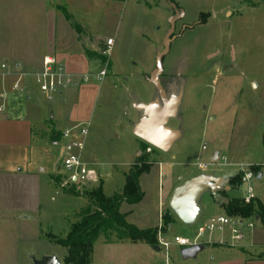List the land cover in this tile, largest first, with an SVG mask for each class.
<instances>
[{
    "label": "rangeland",
    "instance_id": "rangeland-1",
    "mask_svg": "<svg viewBox=\"0 0 264 264\" xmlns=\"http://www.w3.org/2000/svg\"><path fill=\"white\" fill-rule=\"evenodd\" d=\"M159 1L160 6L166 4ZM174 4L177 16L172 10L160 16L154 5L152 11H136L131 19L127 16L129 19L121 29L122 39L113 47L110 58L101 54L95 67L94 73L108 72L102 81H92L96 107L91 132L101 142L97 162L103 188L109 195L119 192L124 185L115 174L112 176L111 165L127 169L141 153L139 145L144 142L134 136L128 125L126 132L125 123L131 119L134 125L142 116L132 100L140 102L151 93L153 98L149 102L159 98L156 88L147 82L151 72H144V68L153 61L155 69L156 56L163 51L173 17L179 18L175 23L176 39L164 59L160 80L169 96L183 93L178 116L168 124L180 138L168 153L148 145L149 162L176 165L175 183L178 178H186L189 171L196 172L199 163L209 165V174L223 177L246 170L247 165H264V0H174ZM111 30L106 31L112 34ZM55 104L51 102L52 108ZM49 153L47 167L52 173L59 166V153L52 148ZM100 182L91 187L71 184L63 171L57 178L62 196L60 201L53 202L55 208L41 212L33 221L0 219V264H33V257L52 255L64 264L67 250L59 242L67 238L73 225L98 210L89 193L98 189ZM142 183L145 198L143 203L129 209L131 220L148 228L157 227L158 177L146 176ZM249 186L254 187L256 194L264 195V180L254 177L245 180L242 187L228 191L229 199L241 201ZM208 199V194L203 197L204 202ZM254 207L256 213L255 202ZM165 211L163 217L171 219L170 225L163 222L162 229L163 239L171 242L168 251L161 248L160 254H151L143 245L113 244L119 241L118 233L103 229L98 240L107 244L95 245L92 264L182 263V248L176 245V239L194 240L199 228L207 224L205 215L197 224L186 226L172 213L168 202ZM17 212L10 209L6 214L17 217ZM211 214L216 216L217 212ZM254 219L244 221L252 223ZM247 224L236 227L242 240H233L236 234L226 227L205 233L199 243L226 237L229 243L246 245L250 243L247 240L250 235L262 229L258 224L252 228ZM258 238L264 240L263 236ZM157 243L160 248L158 236ZM214 253L205 250L200 258L214 257Z\"/></svg>",
    "mask_w": 264,
    "mask_h": 264
},
{
    "label": "crops",
    "instance_id": "crops-1",
    "mask_svg": "<svg viewBox=\"0 0 264 264\" xmlns=\"http://www.w3.org/2000/svg\"><path fill=\"white\" fill-rule=\"evenodd\" d=\"M162 1H166V4L160 6L159 0H0V219L16 221L19 218L21 221H33L41 212H47L48 208H55L53 204L57 200L60 201L62 196L57 184V178L63 172L62 135L64 131L81 123L90 125L83 158L99 173L104 195L110 198L123 194L125 175L133 164L128 165L127 169L121 165H111L112 176L115 174L124 184L122 190L109 195L103 188L104 180L97 162L101 142L97 134L91 132L96 107V98L92 94L94 90L92 81L97 80L100 72L94 73V70L100 63L98 59L106 48L107 41L113 39V49L117 41L122 39L121 29L125 20L129 19L127 16L131 19L136 11L142 12L147 9L152 11L153 5L160 16H165L166 10L176 13L177 5L174 4V0ZM128 10L131 12L127 13ZM109 28H112L111 32L114 36L107 33L106 30ZM46 57L55 58L73 79L67 89L54 95L51 100L40 91L35 81V75L42 70L43 60ZM144 69V72L150 71L151 75L153 61L151 64H145ZM21 76L23 91L16 92L14 85ZM152 98L153 93L140 102L134 99L132 103L134 105L148 104L151 103L149 101ZM54 101L56 104L52 108L51 102ZM141 119L142 116L134 125L131 119L128 120L125 123V131L127 132L128 125L129 130L133 132L135 125ZM145 145L147 144L139 145L140 155ZM50 148L59 153V166L52 173L47 167ZM175 167L176 165L163 162L161 165H153L149 173L141 176L140 187L144 194L143 200L136 205L123 203L120 208L121 214L125 215L129 224L139 229L159 231L160 221L166 212V204L174 190L186 181L205 173L197 168L196 172L189 171L186 178H178L175 183L173 178ZM246 167H248L246 170H241L229 177L209 174L210 168L206 173L225 181L240 172H246L245 180L258 178V175L262 173L261 179L264 180V165H247ZM251 167L257 169L252 171ZM151 175H157L159 184L158 226L148 228L142 222H133L129 209L143 203L145 198L143 178ZM61 186L64 187L63 184ZM225 187L230 186L228 184ZM231 190L230 187L229 191ZM227 192L228 189H223L221 195L229 199ZM43 194H45L44 197H42ZM54 195L58 198L56 199ZM255 195L254 201L258 200L264 205V195L261 196L256 192ZM208 197V201L204 202L203 199L201 201L199 220L203 214L206 223L215 217L227 216L225 209L216 204L211 195ZM10 209H16L19 216L6 214V211ZM212 211L217 212L216 216L211 214ZM25 216L27 218H23ZM246 223L249 228L257 224L262 228L250 235L247 239L250 243L240 246L229 243L226 237L220 241H213L210 238L207 243L199 244L205 245V250L214 251V257L201 259L200 253L195 260L182 259V263L170 262L169 264H264V258H257L264 254V240L258 238L261 236L264 238V224L259 218H255L252 223L241 220L240 226ZM238 228H236L237 231H239ZM228 229L233 233L232 227ZM242 239L241 236L240 239L233 237V240ZM98 242L107 244L100 240L96 244ZM124 242L134 246L143 245L151 251V254L153 252L160 254L163 248L160 246L154 250L145 243L134 244L129 241L112 243Z\"/></svg>",
    "mask_w": 264,
    "mask_h": 264
},
{
    "label": "water",
    "instance_id": "water-1",
    "mask_svg": "<svg viewBox=\"0 0 264 264\" xmlns=\"http://www.w3.org/2000/svg\"><path fill=\"white\" fill-rule=\"evenodd\" d=\"M177 15L178 12H176ZM178 19L177 17L171 19L170 30L164 39L163 51L157 54L155 69L148 79V82L158 91L159 98L148 104L134 105L142 113V119L135 125L134 136L164 153H168L180 137V134L169 128L168 124L170 120L178 116L183 93L169 96L160 80L164 71V59L170 53L171 45L176 39L174 33ZM262 177L263 174L260 173L258 179ZM229 182L230 180L225 181L207 174L190 179L174 190L168 207L184 225L193 226L198 223L201 215V201L205 195H211L218 205L228 206L230 204V200L221 195L223 189L230 190V187H225ZM205 248V245L197 244L181 249L180 255L184 261L195 260ZM32 262L33 264H62L56 255L45 256L41 259L33 257Z\"/></svg>",
    "mask_w": 264,
    "mask_h": 264
},
{
    "label": "trees",
    "instance_id": "trees-1",
    "mask_svg": "<svg viewBox=\"0 0 264 264\" xmlns=\"http://www.w3.org/2000/svg\"><path fill=\"white\" fill-rule=\"evenodd\" d=\"M143 153L136 159L130 171L125 175V187L122 195L106 197L102 185L89 193V198L96 205L97 211L88 214L85 219L73 225L67 238L59 242V245L67 250V258L64 264H92L94 246L99 239L103 229L115 230L119 235V241L131 243H145L151 247L159 248L157 243L158 230L139 229L129 224L125 215L121 214L120 208L123 203L129 205L139 204L144 197L140 187V178L149 173L153 166L149 162L150 153L147 152L148 145ZM252 171L257 168L251 167ZM246 178V172H240L230 179L229 186L232 190L238 189ZM254 202L257 207L255 213ZM249 205L243 200H233L228 206H222L228 217L241 220L252 217L259 218L264 224V205L260 201H254ZM173 221V220H172ZM164 225H170L171 219L163 217ZM257 258H264V254Z\"/></svg>",
    "mask_w": 264,
    "mask_h": 264
},
{
    "label": "built area",
    "instance_id": "built-area-1",
    "mask_svg": "<svg viewBox=\"0 0 264 264\" xmlns=\"http://www.w3.org/2000/svg\"><path fill=\"white\" fill-rule=\"evenodd\" d=\"M113 39L107 41L106 48L102 51L103 56H109L113 46ZM5 68V66H3ZM107 70H101L97 75V80L102 81L106 77ZM72 76L69 75L53 57H46L43 60L42 70L35 75V81L40 91L48 98L52 99L54 95L61 93L72 84ZM16 92L23 91V77H19L18 81L14 85ZM89 124L81 123L63 132V144L61 167L66 172L68 182L80 186H88L98 183L100 176L97 170L84 160V152L86 149V139L89 135ZM206 147L203 148L205 150ZM197 168L202 172L209 170V165L199 163ZM66 185V183H65ZM255 190L253 187L248 188L247 195L243 198V202L246 205L251 204L255 200ZM241 219L231 218L228 216H219L213 218L204 227H200L198 235L194 240L189 238L179 237L176 239V245L179 248H187L199 244V239L204 236L205 233H213L218 230H222L226 227H232L233 233L236 234V238L240 239L239 231L236 227L240 226ZM252 227V225H250ZM163 221L161 219L158 231L159 245L169 250L171 242L163 239L162 235Z\"/></svg>",
    "mask_w": 264,
    "mask_h": 264
},
{
    "label": "flooded vegetation",
    "instance_id": "flooded-vegetation-1",
    "mask_svg": "<svg viewBox=\"0 0 264 264\" xmlns=\"http://www.w3.org/2000/svg\"><path fill=\"white\" fill-rule=\"evenodd\" d=\"M177 10H178V9H177ZM177 10H176V12H178ZM178 13H179V12H178ZM174 14L176 15V13H174Z\"/></svg>",
    "mask_w": 264,
    "mask_h": 264
}]
</instances>
